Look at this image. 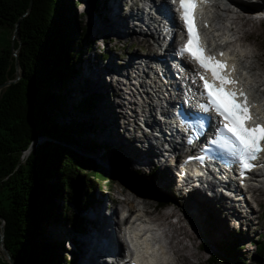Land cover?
<instances>
[{"label": "trees", "instance_id": "1", "mask_svg": "<svg viewBox=\"0 0 264 264\" xmlns=\"http://www.w3.org/2000/svg\"><path fill=\"white\" fill-rule=\"evenodd\" d=\"M90 4L95 10L102 3ZM82 5V0H0V29L10 35L0 49V85L21 75L0 92V218L15 264H73L66 257L70 232L62 235L63 229L67 223L85 229L81 214L104 180L102 172H85L86 159L77 150L84 148V126L72 107L62 109L87 38L77 21ZM82 99L77 110L95 109L94 98ZM172 199L160 194L157 202L170 206ZM52 222L58 232L48 236ZM239 251L234 243L211 263L241 264ZM258 257L264 264V244ZM0 264L10 262L2 258Z\"/></svg>", "mask_w": 264, "mask_h": 264}, {"label": "bare ground", "instance_id": "2", "mask_svg": "<svg viewBox=\"0 0 264 264\" xmlns=\"http://www.w3.org/2000/svg\"><path fill=\"white\" fill-rule=\"evenodd\" d=\"M175 1L176 0L166 1V6L168 7L167 11L170 12L171 17L169 24H164L163 27H156L151 32V34L154 35L155 31H158V28H160V32L158 31L160 44L164 49H166L165 56L163 57V66L165 69V76L167 75V79H164L160 82L156 81L153 88L149 86L150 82L148 81L146 86H148L149 89L145 86H142L143 90H148V92L145 94H141L142 89L140 90L139 95L135 94L136 91L134 92V90H139V88H129L126 83H121L123 87H121V91L117 92L114 82L120 78H123L124 80H131L132 74H135V71L140 65L142 59L139 57L140 53L134 54L131 63L127 62L123 65H119L120 62L114 58L113 62L111 61L109 65L104 67L98 66L97 69H91L93 72L91 71L89 76H86L87 78H91V80L95 83L93 86H91L93 89L101 90L99 92L95 91L94 94L87 96L95 99L96 96L99 95L98 102H95L96 105L94 111L97 117L96 120H101L103 122L102 127L105 131L103 138L111 136L114 141L115 136L120 138L118 135H114L113 131L110 130L111 128L109 127L111 124L110 119L114 118L119 120L120 114L118 115L117 111L115 110L118 102L113 100L111 102V100L108 98L109 88L103 83L101 79L104 73L107 74V79L109 80L110 78L109 81L113 84V88L111 86V91H109L111 96L116 97L117 94L119 96L124 95L123 97L125 99V96L134 92V96L140 101V103L142 102L144 104L143 108H147V110L151 111L152 118H155L152 121V124L156 128L157 133L163 134V140L162 138H159L158 144L157 139L155 136H153L155 135L153 129L150 126H147L146 129L149 132V136H151V138L145 143V152L141 151L140 145L132 138V140H130V138L128 139L126 136L122 142L124 147H122V150L128 157L135 161L133 163L141 168L151 167L152 165L156 164L164 165L170 163L172 157H175L178 162L180 161V157L186 154V150L190 149L191 147L189 148L186 145V131L184 126L181 125L180 121L176 119V111L183 104H185V107L189 108L190 110H197L200 105L199 103L201 99L199 98V95L201 93V86L199 82H193V79L196 76L193 74L194 68L187 61V59H182L180 54H178L180 46L182 45L181 37H183L185 31L181 23L182 21L178 15V7ZM226 1L227 0H210V3L204 9L203 15L208 19L209 22H211L210 29H212L210 30L209 35L211 38L215 37L214 46L219 45L222 41L228 38H231L232 31H234L233 36L238 37L237 42H239V44L230 46L232 60L234 62L240 63L243 66V70L245 72L244 84L248 89H251V93L253 95L252 97L256 98V102L258 104V109L255 110L256 116L257 118L264 120V55H260L261 48L258 46L259 44L252 45L249 43V40H246L248 31L245 30L247 26L252 27L253 25H256V21L254 19L257 18L238 11L230 4L226 3ZM235 1H245L251 4L259 3L258 8L254 10L262 11L263 13H261L264 18V0ZM105 3L106 6L104 10V18L100 17V20H98L99 25L96 30L98 35L100 34L101 30H106L107 32L114 31L113 36H116L117 39H126L127 37H131L133 39L134 37L136 40V30L135 28H131L132 26L130 25L133 23L135 26V22L141 21L142 17L135 15L133 16L132 21V19H129L127 15H124L123 12L126 6L125 0H105ZM105 3H102V5H105ZM248 5L251 6L250 4ZM90 10H92L91 7ZM94 12L95 11H92V13ZM111 25L114 26L112 29ZM169 27L170 30L168 29ZM143 41L147 42L148 39L145 38L139 42L140 45L143 43ZM122 72H125V74ZM240 75L242 76L241 72ZM74 80L77 81L78 79ZM129 83H131L132 86L135 85V83H132V81H129ZM141 83H143V80H141ZM155 87L156 90H154ZM156 96H161V103L160 101L159 103L157 102ZM124 105L125 107L131 109V105L127 101H124ZM112 106L114 108L115 114L113 113ZM131 111L134 118L140 116L137 109L134 108L131 109ZM143 112L145 111L143 110ZM160 112H162L163 115H160ZM159 116H161V118ZM122 117L125 118V115ZM116 123L117 122H115V124ZM212 128L214 130L213 126ZM149 146H152V149L149 150ZM182 164H184L183 161L178 165V167H176L181 171L177 182L180 183L179 185L182 187V190H187L188 188L191 190V194L194 192L197 194L202 193V196H200L201 198L199 197L198 199H195L193 202L189 203L191 205L190 207H193L194 203L196 217L198 216L204 219L202 216V201L207 198L213 203L215 201L221 202L228 200L227 211L231 217L234 216L240 219L237 220V225H239V228H242V226H244L249 220L246 213H251L253 209L254 211L256 209V211L260 213L262 212L259 207H263L261 200L264 198V157L260 162L262 165L260 168L261 170L255 174V180L253 181L254 187L250 188V190H246L241 187L238 177L239 174L233 170H226V168L221 166H210L201 172H197L191 166H186L184 169ZM184 170L188 172L187 178H183L182 174ZM133 187L137 188V190L140 192L143 190V187L140 184H137L136 186L134 185ZM140 192H135L136 194L134 195L138 197L143 204H149L146 198L142 197ZM134 204L135 203L133 201V205ZM138 204L140 205L139 202ZM133 205L131 207H133ZM180 211L181 210L173 211L171 214H164L162 216L166 226L170 229L168 240L170 241V245L173 248L169 250V247H166V249L163 251V255L161 252L158 253V249L156 248L158 241L153 243L157 240V232L154 233L152 231L153 234L150 233L151 237L146 238L145 234H142L138 227H136V230H134L133 227L130 228V236H133L138 242V247L135 249V254L139 258H144L146 261L150 260V258H158L159 261V259L162 257L168 261H176V264H187L190 260V257L195 258L197 256V252H195V250L198 247L195 241L198 238L197 236L202 237L203 234L201 235L199 229L196 228L194 221H192L193 219L184 215V212L181 213ZM101 212L102 211L99 212V210L97 211L96 208H91L88 212V215L91 216L89 218V232L85 233L84 236L82 235V232H80L79 235L81 236V240L77 242L78 246L76 254L79 252L78 264H117L122 258L121 252L112 255L110 253L111 250L108 248L109 246L105 244V241L104 243L103 241L101 242L103 236H106L102 233L104 230V225L105 228L107 227V231L109 233L113 232L117 235V242L119 243L121 250H124V244L120 240L121 232L117 230L118 227H121V217L116 219L117 210L113 209L110 211L111 214L106 215L105 223H103L101 220ZM254 217L255 216H253V218ZM173 219H177V224L181 228L180 231L175 230L176 225L171 221ZM202 219L198 220L203 222L204 220ZM257 221L258 219L256 218V222ZM180 222L183 224L182 226ZM186 225L189 227H186ZM141 227H147V223L142 224ZM180 235L185 238L186 241L191 240L192 242L190 244H185V239H181L182 237ZM99 244L101 245L100 252L98 251ZM204 245L202 244L201 247L204 249V251H207L206 248H204ZM201 247L199 248L201 249ZM137 256L133 257V255H130L131 258L137 260L138 264H143Z\"/></svg>", "mask_w": 264, "mask_h": 264}, {"label": "rangeland", "instance_id": "3", "mask_svg": "<svg viewBox=\"0 0 264 264\" xmlns=\"http://www.w3.org/2000/svg\"><path fill=\"white\" fill-rule=\"evenodd\" d=\"M82 1L84 4L80 8H77V13L79 15L82 14L83 16L77 21L79 24H81V28L86 29L87 33L85 35L87 36V38L83 41V47L79 49V54L81 56L80 62L78 64L79 74L74 75L71 79L67 106L64 105L62 109L65 110L66 108H69L68 105L72 107L73 115L78 117L76 118L77 121L81 122L84 126V148L77 150L86 159L84 164L85 172L93 173L98 171L104 173L105 176L103 177L104 180L101 183V189L95 192V199L86 205L83 213L81 214L82 219L85 223L84 227L86 230L83 229V231L79 230V232H76L75 229V231L73 230L74 227L69 226L70 224L67 223V226L64 227L65 229H63L62 235H64V231H66V229L68 228L67 232H70L69 235L71 236V238L74 240V238L76 237L78 238V241H80V232H82L83 236L85 233L89 232V218L91 216L88 215V212L91 208H96L97 211L99 210V212L102 211L101 220L103 223H105L106 215L111 214L110 211L113 209L117 210V218H115L119 219L120 216L118 213V207L123 205L118 199L119 195L122 192V195L127 197L129 193L136 194L135 192H140L139 190H137V188L133 187L134 185L136 186L137 184H140L143 187V190H141L142 192L140 193L142 194V197L146 198L149 204H153V206H156L158 203L157 198L160 194H167L168 196H171L173 198V205H175V207L173 206V208H176L180 205L178 207L179 210H181L180 212H184V215L191 217V219H193L192 221H194L195 223L196 228L199 229L201 235L203 234L202 237H196L197 239L195 243L197 244L198 248L195 250V252H197V256L195 258L190 257V260L187 264H212L210 263V261H208L209 258L210 260H212L215 255H222L223 251L228 249V247L233 246L234 243H236L238 248L240 249L239 253L241 254V258H239L238 261L241 262V264L262 263L258 257V249L261 248L264 244V198H262L261 200V204L263 207H259L262 212L260 213L256 211V209L255 211L253 209V211L251 210V213H246L249 220L244 226H242V228H239V225H237V220L240 219L234 216L231 217L229 215L227 211L228 200L221 202L215 201L213 203L208 198L204 199V201H202V216L204 219L198 216L196 217L194 203L193 207H190L191 205L189 203L202 196V193L197 194L196 192H194L193 194H191L192 192L190 189L187 188V190H182V187L179 185L180 183L177 182L181 171L176 167H178V165L184 160L186 154L184 155V158L183 155L180 157L179 162L175 157H172L170 163L164 165L156 164L147 168L142 166L143 168H139L138 165L133 163L135 161H133L132 158L128 157L122 150L123 140L126 136L129 139L130 135L127 134L122 128V125L125 122H123L124 118L121 117V112L117 107L115 110L117 111L118 115L120 114L119 120L114 118L110 119L111 124L109 126L111 128L110 130L113 131V134H116L120 137L118 138L117 136H115V141L111 138V136L103 138V134L105 133L104 128L102 127L103 122L101 120V122L96 120L97 117L94 109H92L89 113L76 109L77 105L81 102V100H83L82 97L87 100V98H90L87 95L94 94L95 91H101L99 89H93L91 86H93L95 83L91 80V78L86 77L89 76L90 72L93 69H97L98 66L104 67L109 65L111 61L113 62L114 58H116V60L120 62L119 65H123V57L128 58L134 54H141L142 48H144V51L147 50L143 45L136 44L135 46H133L132 40H128V38H122L120 39L121 41H119L116 36H113L114 31L107 32L106 30H101L100 34L98 35V33L96 32L99 25L98 20H100V17L104 18V10L106 6L105 0H100V3H105V5L100 4L99 8L95 10H93L92 8V10H90L91 0ZM127 1L128 0H125V5L127 4ZM250 5L251 6H247L244 3L242 6L245 8L252 7L254 9H257L259 3ZM92 11L95 12L92 13ZM259 12L261 13L262 11ZM123 13L124 15H127L125 14L126 9ZM254 20L256 21V25H253L252 27L247 26L245 28V30L248 31L246 40H249V43L252 45L259 44L258 46L261 48L260 55H264V23L262 24V21H260L258 18ZM113 27L114 26L111 25V29ZM80 33H82V30H80ZM9 36V32L6 29H0V49L2 47L4 48L9 43ZM104 55H106V57H104ZM107 77V74L104 73L101 79L103 83L108 86L109 91H111V86L113 88V84L109 81L110 78L108 80ZM74 79L78 80L76 81ZM109 91V100H111V102L112 100L115 101L114 97L109 94ZM71 96L73 99L71 98ZM98 98L99 95L96 96L95 102H98ZM112 110L115 114L113 106ZM115 122L117 123L115 124ZM130 140L132 139L130 138ZM135 169H137V172L139 173H137V175H132V172H134ZM253 216L258 219L257 222L256 218H253ZM198 219H202L204 221L200 222ZM172 222L175 223L174 221ZM1 225L2 222L0 220V229ZM175 225V230L180 231L181 228L177 224V222L175 223ZM53 226V222L50 223V226H48V229L46 231L48 236L54 230ZM103 227L104 230L102 231V233L106 236H103L101 242L103 241L104 243L105 241V244L109 246L108 248L113 251V253L116 254L121 252L122 258H124L123 249L121 250L120 245L117 242V235L113 232L109 233L107 231V227L105 228L104 225ZM120 228L121 227H118L117 230L121 232ZM55 231L58 232V229H55L54 232ZM181 239L185 238L182 237ZM191 242V240L186 241L185 239V244H190ZM202 244H205L204 248H206L207 251L204 252L202 251L204 249L201 250L199 248L200 246H202ZM100 246L101 245L99 244V252L101 250ZM71 247L72 244L68 240L66 248L69 252H71ZM69 256V254H66L68 260H72L73 258H75L76 260L77 258L75 262L78 264L79 252L75 257ZM2 258L4 260H7V257H5L3 253V250L0 249V259ZM224 259L227 260L228 258L224 257ZM234 261L237 262L236 259ZM63 264H67V261H65ZM237 264L240 263L237 262Z\"/></svg>", "mask_w": 264, "mask_h": 264}, {"label": "snow or ice", "instance_id": "4", "mask_svg": "<svg viewBox=\"0 0 264 264\" xmlns=\"http://www.w3.org/2000/svg\"><path fill=\"white\" fill-rule=\"evenodd\" d=\"M196 6L197 0H179L187 42L179 49L178 54L191 56L206 72H211V79L205 75L198 77L203 81L200 95L204 101L199 107L204 112L215 111L223 118L211 144L227 149L234 163L240 164L244 170H250L253 167L251 161L264 154V123H255L256 117L250 111L252 105L242 89L237 92L227 87L237 81L224 71L225 63L206 54L207 49L195 25ZM217 80L220 81L219 86ZM199 129L203 131V122L199 124ZM189 142H192L191 138Z\"/></svg>", "mask_w": 264, "mask_h": 264}, {"label": "water", "instance_id": "5", "mask_svg": "<svg viewBox=\"0 0 264 264\" xmlns=\"http://www.w3.org/2000/svg\"><path fill=\"white\" fill-rule=\"evenodd\" d=\"M18 29L15 31V34L14 36L15 37H18V33H17ZM16 64H17V67L19 68V63H18V60H16ZM21 79V75H20V72L17 74V78L15 80H11L9 82H7L6 84L4 85H0V92L4 89V88H7L9 85H11L12 83H17L19 80ZM1 222H2V225H1V229H0V235H1V243H0V249L3 250V253L5 255V257H7L6 259L10 262V264H15L13 262V260L11 259V255H10V252L9 250L5 247L4 243H5V240H4V229H5V222L2 218H0ZM216 256V255H215Z\"/></svg>", "mask_w": 264, "mask_h": 264}]
</instances>
